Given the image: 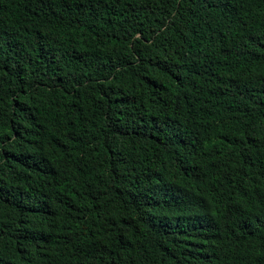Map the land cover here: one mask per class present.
Masks as SVG:
<instances>
[{"label":"trees","instance_id":"trees-1","mask_svg":"<svg viewBox=\"0 0 264 264\" xmlns=\"http://www.w3.org/2000/svg\"><path fill=\"white\" fill-rule=\"evenodd\" d=\"M0 264H264V0H0Z\"/></svg>","mask_w":264,"mask_h":264}]
</instances>
